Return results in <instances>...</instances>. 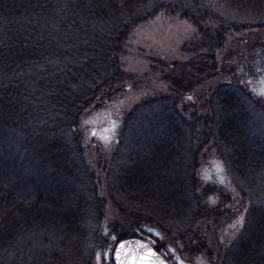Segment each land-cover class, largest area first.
I'll use <instances>...</instances> for the list:
<instances>
[{
  "label": "trees",
  "instance_id": "obj_1",
  "mask_svg": "<svg viewBox=\"0 0 264 264\" xmlns=\"http://www.w3.org/2000/svg\"><path fill=\"white\" fill-rule=\"evenodd\" d=\"M159 14L194 26L186 59L163 64L168 92L134 104L104 151L82 121L128 88L129 39ZM260 15L264 0H0V264H94L127 237L264 264V99L252 90L264 47L248 34ZM210 151L245 209L226 245L214 237L234 200L200 177ZM101 187L123 220L114 241Z\"/></svg>",
  "mask_w": 264,
  "mask_h": 264
},
{
  "label": "rangeland",
  "instance_id": "obj_2",
  "mask_svg": "<svg viewBox=\"0 0 264 264\" xmlns=\"http://www.w3.org/2000/svg\"><path fill=\"white\" fill-rule=\"evenodd\" d=\"M264 21V16L255 19ZM195 32L194 26L178 17L166 16L159 14L154 18L139 25L132 33L127 47V53L124 59L125 69L133 75V79L128 86L110 97L105 104L98 106L85 115L82 121V129L93 136V141L101 145L102 150L108 151L113 147V143L117 138L124 114L139 100L148 96H155L168 92V78L163 73V64L175 61L185 60L186 57L181 51V46L189 41ZM249 36V46H254L253 41L264 44V28L251 31ZM247 34V35H248ZM248 39V37H247ZM261 44L259 48L263 49ZM237 46L231 45V47ZM258 48V47H257ZM235 51V50H233ZM227 51L224 52L226 55ZM232 61H236L240 55L228 54ZM224 57V55L222 56ZM252 90L255 95L264 99V95L259 94L264 91V64L262 65L260 76L253 78ZM107 130V131H106ZM95 133V135H94ZM107 136L108 139L103 137ZM92 144V142H90ZM207 156L202 159L199 169L200 177L206 183H216L228 190L234 203H231L229 220L223 229L217 233V243L226 245L231 242L243 227L244 206L237 202V193L233 188L229 177L226 174L224 164L220 157L215 155L214 151H210ZM219 169L218 170V167ZM101 193L106 198L105 219L104 224L106 232L111 235V241H114L109 227L116 222H123L117 210L107 199L104 188H100ZM218 200V199H217ZM215 200H211V203ZM147 232L154 233V236L163 238V235L152 227L143 226ZM109 235V236H110ZM151 240V236H144ZM137 238V237H136ZM139 238V237H138ZM143 239V238H141ZM218 243V244H219ZM153 244V242H152ZM112 244H107L102 252L98 251L94 258V264H114ZM168 262L171 264H211L204 255L198 256H181L175 250L166 246V251L162 252Z\"/></svg>",
  "mask_w": 264,
  "mask_h": 264
},
{
  "label": "water",
  "instance_id": "obj_3",
  "mask_svg": "<svg viewBox=\"0 0 264 264\" xmlns=\"http://www.w3.org/2000/svg\"><path fill=\"white\" fill-rule=\"evenodd\" d=\"M121 243H125V244H130V245H135L137 243H145L148 248L151 249L152 253H154V255H152L151 257L148 256V253L146 251H143L141 249L135 248V249H124L122 250V258H123V253H129L127 259H125L124 264H132L133 259L137 256V254L139 255L140 259L144 260V261H151V264H169L162 256H160L157 252L154 251V249L151 247V245L144 241L141 240L139 238H126L122 241H120L113 252V260L114 263L117 264V259H116V250L119 246V244Z\"/></svg>",
  "mask_w": 264,
  "mask_h": 264
},
{
  "label": "snow or ice",
  "instance_id": "obj_4",
  "mask_svg": "<svg viewBox=\"0 0 264 264\" xmlns=\"http://www.w3.org/2000/svg\"><path fill=\"white\" fill-rule=\"evenodd\" d=\"M259 94L264 95V91H261ZM94 135H95V133H94ZM103 138L108 139L107 136H105ZM217 167H218V170H220L219 166H217ZM135 248L146 251L148 253L149 257L154 255V253H152L151 249L148 248V246L145 243H137L135 245L121 243V244H119V246L116 250L117 264H124L125 259H127L128 255H129V253H123V258H122V250H124V249H135ZM132 264H151V261L150 260L144 261V260L140 259L139 255L137 254V256L133 259Z\"/></svg>",
  "mask_w": 264,
  "mask_h": 264
}]
</instances>
